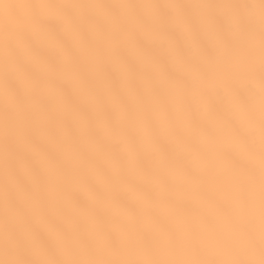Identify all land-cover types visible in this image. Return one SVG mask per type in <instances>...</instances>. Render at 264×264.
Here are the masks:
<instances>
[{
	"label": "snow or ice",
	"instance_id": "snow-or-ice-1",
	"mask_svg": "<svg viewBox=\"0 0 264 264\" xmlns=\"http://www.w3.org/2000/svg\"><path fill=\"white\" fill-rule=\"evenodd\" d=\"M0 90V264H264V0H0Z\"/></svg>",
	"mask_w": 264,
	"mask_h": 264
},
{
	"label": "bare ground",
	"instance_id": "bare-ground-1",
	"mask_svg": "<svg viewBox=\"0 0 264 264\" xmlns=\"http://www.w3.org/2000/svg\"><path fill=\"white\" fill-rule=\"evenodd\" d=\"M3 92L2 90H0V104L3 103ZM219 168L224 171L225 173H231L233 175H239L240 173L237 172L235 169H232L230 166V163L227 160H222V159H218L217 161ZM197 165L199 166V161H197ZM184 193H180V197L183 198L184 197ZM192 206L189 208H186L185 211L191 215H193L194 217L196 216L197 211L203 209V212L205 215L212 217V216H216L217 219L219 220V216L217 213V210L211 206H203L199 200V198L193 194L192 195ZM110 210L112 211H117V209L115 208V206L110 205ZM0 213H2V205H0Z\"/></svg>",
	"mask_w": 264,
	"mask_h": 264
}]
</instances>
